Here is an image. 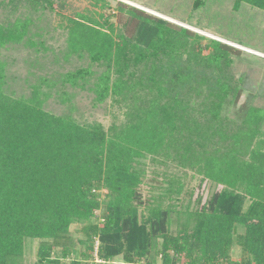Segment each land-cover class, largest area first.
<instances>
[{"label": "trees", "instance_id": "1", "mask_svg": "<svg viewBox=\"0 0 264 264\" xmlns=\"http://www.w3.org/2000/svg\"><path fill=\"white\" fill-rule=\"evenodd\" d=\"M93 1L100 13L70 17L63 0L0 1L8 12L0 54L56 12L67 55L89 61L60 85L87 89L96 106L111 100L123 117L108 129L80 122L65 90L56 98L70 112L47 110L58 88L48 79L15 97L0 60V264H24L33 240L35 264H264V94L236 68L245 51L123 1ZM233 1L236 10L264 11V0ZM205 6L194 0L193 11ZM176 18L264 54L209 23ZM148 161L193 170L222 189L192 210L188 175L164 171L168 179H151L161 192L143 200ZM75 224L82 238L71 234Z\"/></svg>", "mask_w": 264, "mask_h": 264}, {"label": "rangeland", "instance_id": "2", "mask_svg": "<svg viewBox=\"0 0 264 264\" xmlns=\"http://www.w3.org/2000/svg\"><path fill=\"white\" fill-rule=\"evenodd\" d=\"M2 1V0H0ZM111 7L116 5L117 1H123L129 5L141 8L151 14L162 17L170 22L189 28L195 32L205 35L208 38L216 39L224 43L245 51L244 58L237 61L236 68L239 72L245 73L249 77V89L253 92L264 94V54L251 50L249 48L233 43L232 41L216 37L212 32H206L194 28L187 23L181 22L176 15L187 18L193 22H200L213 31L221 32L226 38L238 39L242 42H250L259 48L264 49V11L257 8L244 5L241 9L234 8L233 0H206V6L194 12V0H108ZM1 3V2H0ZM64 6L60 10L64 16H73L76 13L96 15L102 9L95 5L93 0H63ZM57 4L61 5L60 2ZM108 10V9H106ZM109 13L105 11L104 13ZM206 17V18H204ZM8 19V12L4 11L0 4V22ZM209 19V20H208ZM206 27V28H207ZM67 32L65 23L61 16L56 12H49L47 17L42 19L36 25L31 26L28 35L23 41L8 44L1 50L0 60L2 61L4 73L6 74L5 91L13 94L15 97L29 96L33 86L43 79H48L58 88L49 99H46V109L57 113H69L71 104L62 103L56 98V91H67L73 104L72 116L78 121H98L107 129L116 121V118L122 119L118 108L111 106V100L100 106L94 105V94L90 91L75 89L71 86H61V77L64 73L74 70L78 67H86L89 61L86 58L80 59L77 56H68L67 51ZM97 72L96 76L102 73L99 66L93 69ZM70 101V103H71ZM230 119H235L236 114L233 109L227 111ZM169 165H172L171 163ZM148 177L141 186L143 200L151 199L158 189H154V183L151 179L155 177L158 182L166 178L162 172L168 171L170 174H176L180 177L188 175V183L194 191L191 200V209L201 208L211 196L222 187L216 185L210 180H202V176L196 174L193 170H183L178 167L165 168L163 166L152 164L148 161ZM157 171V172H156ZM157 174H156V173ZM159 173V174H158ZM192 180V181H191ZM176 219V216H174ZM173 229H177V223L174 222ZM82 226L75 224L71 228V234L74 238H82ZM38 240L27 243L24 264H35L38 258ZM240 247L235 245L232 256L234 260L240 258ZM120 260V259H118Z\"/></svg>", "mask_w": 264, "mask_h": 264}]
</instances>
